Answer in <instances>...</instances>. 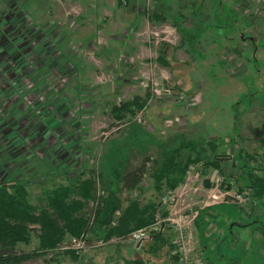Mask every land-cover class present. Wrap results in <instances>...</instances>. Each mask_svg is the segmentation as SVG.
<instances>
[{"label":"rangeland","instance_id":"obj_1","mask_svg":"<svg viewBox=\"0 0 264 264\" xmlns=\"http://www.w3.org/2000/svg\"><path fill=\"white\" fill-rule=\"evenodd\" d=\"M132 2L137 10L125 0H0V184L35 180L28 201L43 207L53 187L92 176L93 198L100 192L102 200L113 167L150 169L154 159L142 198L119 194L124 209L155 197L163 151L183 146L174 155L179 164L215 156L230 189L220 186L219 172L192 166L163 197L159 215L167 210L183 226L190 255L201 251L208 264H264V239L254 231L255 218L264 222V196L258 201L243 188L245 163L264 168V0H166L164 22L149 17L159 0ZM147 96L134 116L128 103ZM179 173L162 178V186ZM114 245L59 250L79 260L62 254L57 262L165 260L151 247L140 255L127 243ZM36 246L31 237L17 249Z\"/></svg>","mask_w":264,"mask_h":264},{"label":"trees","instance_id":"obj_2","mask_svg":"<svg viewBox=\"0 0 264 264\" xmlns=\"http://www.w3.org/2000/svg\"><path fill=\"white\" fill-rule=\"evenodd\" d=\"M154 16L157 20L165 21L163 12L153 11L152 16L149 15L150 18ZM166 47L168 46L164 45L159 51L156 60L160 66H165ZM146 95L148 94L146 93ZM147 100L148 96L144 99L136 97L128 103L135 109L134 116L135 113L142 112L145 109ZM182 149H184L183 146H175L163 151L167 155V159L163 169L159 172L158 178L155 180L156 188L161 187L160 191L144 204H141L143 201H134L123 209L118 204V198L121 192L130 191L139 192L138 196H141L140 199L142 198L143 194L147 192V187H144L143 184V178L149 171L148 177L151 179L155 169V160L153 159V166L150 169H147V163L130 170L113 167L109 172V179L103 180V187L107 196L101 200L102 204L98 206L93 220L92 209L89 207V202L94 200L95 183L92 176H89L80 184L76 182L70 185L53 187L47 194L46 205L43 207H34L29 203V192L25 185L17 181L11 184H0V264H24L35 258H42L43 264H58L57 258L61 257L62 254L70 255L71 260L77 263L79 257L74 252L61 253L59 251L61 244L69 238L79 239L89 234V241L94 239L105 241L111 238L125 239L137 230L152 227L156 223L159 209L163 205V197L172 193L183 183L192 166L200 165L211 168L222 175L221 163L217 161L218 159L215 156L210 157V159L208 156L196 160L187 158V161L184 157V162L179 164V158L174 157V155L181 153ZM256 162L257 160H252L244 164L243 168L247 169L248 184L243 188L252 191L253 198L260 201L264 196V179L261 177L264 168L259 167ZM175 170H180L178 179L169 186H162L161 179ZM253 173L255 175L252 176ZM224 178L226 179L225 176ZM165 181H167V178ZM231 181L232 184H235V179ZM224 186L223 184L222 188L230 189L228 184ZM241 189L239 187V190ZM143 191L144 193L141 195L140 192ZM162 216L165 217L166 212ZM31 237H34L37 241L36 248L27 253L18 251L17 247L28 244ZM119 245L116 243L114 248L122 250ZM148 247H151L152 251L157 253L164 251L165 260L163 264L176 263L177 257L171 256L174 246L169 233L164 234L159 231L153 233L150 239L138 248L136 253L141 255ZM104 248L106 246L93 248L92 252L95 253V250L99 251ZM90 250L92 249L88 251ZM121 262L124 264H150V259L143 262L138 257V259L134 258L129 261L121 259Z\"/></svg>","mask_w":264,"mask_h":264},{"label":"built area","instance_id":"obj_3","mask_svg":"<svg viewBox=\"0 0 264 264\" xmlns=\"http://www.w3.org/2000/svg\"><path fill=\"white\" fill-rule=\"evenodd\" d=\"M219 178H221L220 186H223V184L227 186L226 179L224 178V176L220 174ZM170 195H172V193L166 196V199ZM101 198H102V193L98 192V194L93 200L94 202L92 201V204H91L92 220L94 219V216H95L94 214L96 210L98 209ZM225 199L230 200L229 195L225 196ZM163 206L164 205H162V207ZM164 212H166L165 217L162 216ZM159 213L157 215L156 223L152 227L137 230L131 233L130 235H128L127 238L125 239L111 238L105 241L102 239H97V240L90 239L91 241H89V238H90L89 234H86L79 239L69 238L65 240L59 247V250L61 251L69 250V251H74L75 253H82V252H86L89 249H93V248L105 247L107 245L116 244V243L120 245L127 243L128 245H132L133 249L137 251L138 248L144 242L150 239V236L153 233L159 231V232H163L164 234H167V233H169L170 235L172 234L171 239H172V245L174 246V249L171 252V256L177 257V261L174 264H208L203 259L201 251H196L192 255H190L191 250L188 246V239L186 235L184 234L183 226L180 225L178 221L176 222L175 220L171 219V216L168 214L167 210L162 211L161 216L159 215ZM197 215L198 213L193 215L192 218L195 219ZM182 218L184 219L187 217H181V219ZM92 220H91V223H92ZM169 264H172V263L170 262Z\"/></svg>","mask_w":264,"mask_h":264},{"label":"crops","instance_id":"obj_4","mask_svg":"<svg viewBox=\"0 0 264 264\" xmlns=\"http://www.w3.org/2000/svg\"><path fill=\"white\" fill-rule=\"evenodd\" d=\"M123 1V0H122ZM126 1V3H124L126 6L125 7H127V8H130L131 9V11L133 10V8H135L136 10H137V8H136V6L135 7H133V0H125ZM158 3V4H157ZM156 4H155V6H156V10L158 11V12H162L161 10H162V8L165 6L164 4H166V0H159V2H157ZM159 4H161L160 5V9L158 8V5ZM163 6V7H162ZM165 14V13H164ZM138 15H139V12H138ZM137 22L138 21H135V22H133V24H134V27H135V25H137ZM201 36V35H200ZM116 155V154H115ZM21 170H25V167H24V169H21ZM31 174L32 175H34L35 173H34V170L32 171V172H30V176H31ZM29 180V179H28ZM36 183V181L35 180H29V181H27V183H26V186H27V190H28V188L29 187H31V186H34V185H36L35 184ZM52 184V183H51ZM29 192V191H28ZM213 208V207H212Z\"/></svg>","mask_w":264,"mask_h":264},{"label":"flooded vegetation","instance_id":"obj_5","mask_svg":"<svg viewBox=\"0 0 264 264\" xmlns=\"http://www.w3.org/2000/svg\"><path fill=\"white\" fill-rule=\"evenodd\" d=\"M253 215V213L250 215V217ZM256 221H254V224H256V227L254 228V231L258 234V236L262 239H264V222L258 221L257 218H255Z\"/></svg>","mask_w":264,"mask_h":264}]
</instances>
